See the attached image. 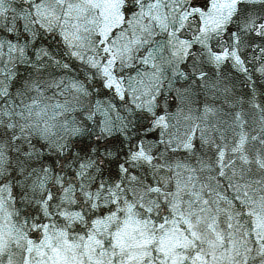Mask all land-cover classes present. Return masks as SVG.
Wrapping results in <instances>:
<instances>
[{"label": "snow or ice", "instance_id": "1", "mask_svg": "<svg viewBox=\"0 0 264 264\" xmlns=\"http://www.w3.org/2000/svg\"><path fill=\"white\" fill-rule=\"evenodd\" d=\"M0 264H264V0H0Z\"/></svg>", "mask_w": 264, "mask_h": 264}]
</instances>
